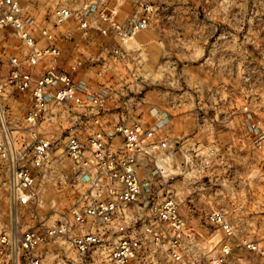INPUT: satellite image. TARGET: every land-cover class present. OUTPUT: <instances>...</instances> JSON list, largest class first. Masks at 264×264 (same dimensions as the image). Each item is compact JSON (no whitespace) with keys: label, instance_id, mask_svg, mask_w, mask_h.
Returning a JSON list of instances; mask_svg holds the SVG:
<instances>
[{"label":"built area","instance_id":"built-area-1","mask_svg":"<svg viewBox=\"0 0 264 264\" xmlns=\"http://www.w3.org/2000/svg\"><path fill=\"white\" fill-rule=\"evenodd\" d=\"M123 3L0 0V29H10L27 49L10 57L8 73L0 79V213L11 221V228L0 227V264H44L50 256L55 264H154L153 246L181 260L185 218L175 195L160 201L143 188V162L169 146L167 139H158L167 113L155 108L154 121H112L109 87L96 90L74 77L79 69L105 77L111 59L123 57L120 48L104 46L106 56L64 63L63 40L90 44L114 36L127 42L150 27L148 1L139 0L136 14L125 22L119 16ZM17 105L24 106L20 115ZM246 109L244 122L260 145L264 119ZM54 184L60 192L68 189L66 207L61 208L65 199H54L41 219L39 210ZM22 208L39 223L19 237L12 222ZM209 218L231 238L233 226L224 214ZM245 246L259 249L255 243ZM231 256L224 243L210 264H231Z\"/></svg>","mask_w":264,"mask_h":264},{"label":"rangeland","instance_id":"rangeland-1","mask_svg":"<svg viewBox=\"0 0 264 264\" xmlns=\"http://www.w3.org/2000/svg\"><path fill=\"white\" fill-rule=\"evenodd\" d=\"M138 1L124 0V22L136 14ZM146 1L153 6L151 25L128 40L126 74L115 86L109 83L116 78L112 70L105 77L94 74L100 85L114 87L126 119L154 121L155 108L169 119L158 131L169 146L143 162V188L160 201L174 194L185 230L181 260L153 246V262L210 264L227 243L231 264H264V138L255 144L244 122L246 108L264 119V0ZM26 51L10 29H0V79L10 57ZM15 111L22 114L24 106ZM176 175L177 182L171 180ZM67 192L55 184L49 188L41 219L54 199H65L61 208L66 207ZM213 212L232 224L230 239L210 220ZM38 223L22 208L12 226L20 237ZM10 224L1 211L0 227ZM55 263L50 256L44 264Z\"/></svg>","mask_w":264,"mask_h":264},{"label":"crops","instance_id":"crops-1","mask_svg":"<svg viewBox=\"0 0 264 264\" xmlns=\"http://www.w3.org/2000/svg\"><path fill=\"white\" fill-rule=\"evenodd\" d=\"M127 7L123 4L120 8V19H124L126 17L127 13ZM123 21V20H122ZM68 31H70L73 36H77V33L73 30L71 26H66ZM128 42H124L118 38H115L114 36H106L102 38H98L97 40H94L90 44H86L84 40H63L61 45L64 50V63L67 64L71 60L83 57V58H99L100 56H106V52L104 51V46H109L110 48H120V50L123 53V57L115 58L113 57L111 59V69L113 77L116 76L115 79H110L109 83H112L113 86L116 84L117 77H122L126 74V71H128V60H129V50H128ZM94 71H87L85 69H79L77 72H75L74 77L78 80H85L89 82L96 90H99L101 88L99 84L98 77L94 74ZM112 77V76H110ZM109 78V77H108ZM112 86V85H111ZM109 85V93L111 95L107 110H108V117L112 121H117L120 118L126 117L124 115L123 111H118V108L120 107V104L117 103V101L114 98L115 89L114 87H111ZM177 143V139L175 140ZM176 151H175V157H176ZM174 179L177 182V175L175 178L171 176V180Z\"/></svg>","mask_w":264,"mask_h":264},{"label":"bare ground","instance_id":"bare-ground-1","mask_svg":"<svg viewBox=\"0 0 264 264\" xmlns=\"http://www.w3.org/2000/svg\"><path fill=\"white\" fill-rule=\"evenodd\" d=\"M163 164V163H162ZM167 167V166H166ZM167 174V173H166Z\"/></svg>","mask_w":264,"mask_h":264}]
</instances>
